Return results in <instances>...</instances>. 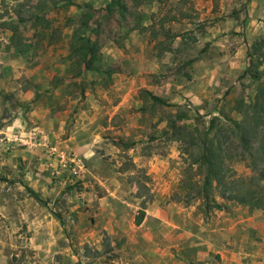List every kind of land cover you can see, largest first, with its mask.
Masks as SVG:
<instances>
[{"label": "rangeland", "instance_id": "1", "mask_svg": "<svg viewBox=\"0 0 264 264\" xmlns=\"http://www.w3.org/2000/svg\"><path fill=\"white\" fill-rule=\"evenodd\" d=\"M71 1L0 0V264H264V206L182 200L169 128L254 98L264 0H124V17ZM86 5L95 71L78 62Z\"/></svg>", "mask_w": 264, "mask_h": 264}, {"label": "trees", "instance_id": "2", "mask_svg": "<svg viewBox=\"0 0 264 264\" xmlns=\"http://www.w3.org/2000/svg\"><path fill=\"white\" fill-rule=\"evenodd\" d=\"M63 5H74L71 0H63ZM82 7L81 26L89 35L78 37L83 45L78 49L79 65L84 70L95 71L94 64L101 49L99 38V21L92 18L94 15ZM124 17L128 13V6L124 0H112L105 8L108 16L115 12ZM36 17L35 19H38ZM96 24V27H90ZM96 28V30H95ZM259 43L254 48L259 50ZM259 48V49H258ZM248 69L242 75L255 85L256 94L254 98L247 99L245 94L236 101L235 115L232 117L223 111L213 115L207 123H200V116L189 120L186 113L178 115L174 121H169L172 139L179 141L184 146L187 155L184 173L186 179L182 181L186 192L188 204L192 201L201 200L208 208H224L225 204L219 203L217 198L224 201L247 204L251 208L261 209L264 206V70H260L259 62L255 64L252 51ZM150 94V93H147ZM159 104L164 101L156 96L150 95ZM183 122V123H180ZM180 123V124H178ZM243 163L250 170L248 175L238 174L233 164ZM199 176V179L196 177ZM226 208V207H225ZM145 211H141L137 217L136 224H142Z\"/></svg>", "mask_w": 264, "mask_h": 264}]
</instances>
